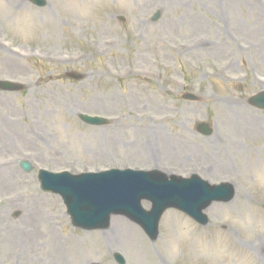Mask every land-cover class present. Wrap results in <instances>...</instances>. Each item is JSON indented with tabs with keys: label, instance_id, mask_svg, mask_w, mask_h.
Returning <instances> with one entry per match:
<instances>
[{
	"label": "rangeland",
	"instance_id": "obj_1",
	"mask_svg": "<svg viewBox=\"0 0 264 264\" xmlns=\"http://www.w3.org/2000/svg\"><path fill=\"white\" fill-rule=\"evenodd\" d=\"M1 11L0 80L25 89L0 90V264H117L114 252L126 264H264V111L247 103L264 90V0H0ZM40 168L196 173L236 195L212 203L205 226L166 210L150 241L119 215L103 230L73 227L60 197L40 190ZM246 205L263 224L251 225ZM39 218L55 221L61 260L30 249L29 228L48 249Z\"/></svg>",
	"mask_w": 264,
	"mask_h": 264
},
{
	"label": "water",
	"instance_id": "obj_2",
	"mask_svg": "<svg viewBox=\"0 0 264 264\" xmlns=\"http://www.w3.org/2000/svg\"><path fill=\"white\" fill-rule=\"evenodd\" d=\"M30 1L38 6L46 4L45 0ZM157 17L158 15L155 19ZM67 76L82 78L76 73H68ZM0 88L17 91L23 86L0 81ZM183 97L190 100L199 99L190 93H185ZM249 102L264 109V91L251 96ZM79 117L89 124L105 123L104 119L99 117L83 114ZM197 128L205 135L211 132L206 124H199ZM20 166L26 171L31 169L27 161H20ZM38 178L43 191L61 195L74 226L86 230L104 229L108 227L112 214H121L139 224L152 240L158 234V221L165 209H180L199 223L205 224L207 217L202 210L212 201H228L234 195L229 184L210 185L197 176L190 179L175 176L168 178L156 170L144 172L112 169L80 175L40 170ZM142 199L151 202L150 210L142 208ZM113 257L119 264H124V259L118 252H115Z\"/></svg>",
	"mask_w": 264,
	"mask_h": 264
},
{
	"label": "bare ground",
	"instance_id": "obj_3",
	"mask_svg": "<svg viewBox=\"0 0 264 264\" xmlns=\"http://www.w3.org/2000/svg\"><path fill=\"white\" fill-rule=\"evenodd\" d=\"M16 1H19V0H16ZM0 13H3V11H1ZM254 209L255 208H253L251 205H246V207L244 206V214L247 215V217L249 218V222L251 223V225L257 226V225L263 224L261 213L259 211L257 212ZM38 221H39L41 227L46 228V231H45L44 235H38L37 240H39V241L45 240L47 242L48 249L43 247L44 243L39 244L40 246H42L41 248H38L37 246H35V244H37V243L32 242L34 240V237L36 236L35 228L34 229L29 228V233L27 235L28 236L27 239H28V245H30V249L36 248L37 250H39V249L43 248L42 250H54L55 253L58 255V257L61 260L64 257V252H63L64 248L59 247V242H57L59 240V238L56 236V231H55L56 223H55V221H53V220L45 221L42 218H39ZM114 222L115 223L121 222V219L117 218L114 220ZM129 229L133 230L132 227H129ZM127 241L130 245H133V246H135V244L137 243V239L135 237L130 238V239L128 238ZM137 250H142V249L139 248ZM39 253H40V250H39ZM42 255L45 256L44 259L46 258L44 261L48 262V260H50V257L52 254L49 251H45Z\"/></svg>",
	"mask_w": 264,
	"mask_h": 264
}]
</instances>
